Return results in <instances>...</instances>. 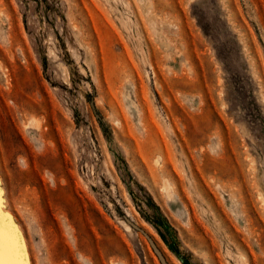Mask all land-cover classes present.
<instances>
[{"label":"rangeland","instance_id":"1","mask_svg":"<svg viewBox=\"0 0 264 264\" xmlns=\"http://www.w3.org/2000/svg\"><path fill=\"white\" fill-rule=\"evenodd\" d=\"M0 220L23 264H264V0H0Z\"/></svg>","mask_w":264,"mask_h":264},{"label":"bare ground","instance_id":"2","mask_svg":"<svg viewBox=\"0 0 264 264\" xmlns=\"http://www.w3.org/2000/svg\"><path fill=\"white\" fill-rule=\"evenodd\" d=\"M16 244L5 221L0 220V264H23L20 253L15 250Z\"/></svg>","mask_w":264,"mask_h":264},{"label":"trees","instance_id":"3","mask_svg":"<svg viewBox=\"0 0 264 264\" xmlns=\"http://www.w3.org/2000/svg\"><path fill=\"white\" fill-rule=\"evenodd\" d=\"M150 219H151L152 223H154L156 226L163 227V222H162V220L160 219L159 216L152 215V216H150ZM171 248L175 251V253H177V254L179 253L178 250L173 248V246H171Z\"/></svg>","mask_w":264,"mask_h":264},{"label":"water","instance_id":"4","mask_svg":"<svg viewBox=\"0 0 264 264\" xmlns=\"http://www.w3.org/2000/svg\"><path fill=\"white\" fill-rule=\"evenodd\" d=\"M144 232V231H143ZM146 234V233H145Z\"/></svg>","mask_w":264,"mask_h":264}]
</instances>
